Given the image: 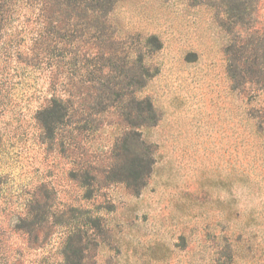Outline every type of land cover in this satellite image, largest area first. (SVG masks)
<instances>
[{
  "label": "rangeland",
  "instance_id": "rangeland-1",
  "mask_svg": "<svg viewBox=\"0 0 264 264\" xmlns=\"http://www.w3.org/2000/svg\"><path fill=\"white\" fill-rule=\"evenodd\" d=\"M219 2H117L109 21L117 37L131 42L128 56L141 59L146 70L142 94L155 115L140 130L154 148V162L139 193L110 182L85 200L67 177L68 160L37 139L33 115L48 94L47 77L10 50L12 41L25 48L23 36L35 23L13 18L6 25L3 0L0 264L70 263L63 255L66 234L86 219L94 228L86 233L96 235L87 241L82 233L88 244L81 264H223L227 243L237 248L235 264H264V80L258 65L264 59L261 49L253 51L264 37V0H255V11L235 27L236 17L228 24ZM153 35L160 47L146 44ZM231 38L250 43L243 54H252L248 64L254 65L253 79L246 74L250 81L236 87L224 52ZM113 130L106 127L94 146L110 144ZM38 183L56 193L50 233L40 239L24 233L26 227L14 229L27 226L17 218L24 215L26 190Z\"/></svg>",
  "mask_w": 264,
  "mask_h": 264
},
{
  "label": "trees",
  "instance_id": "trees-1",
  "mask_svg": "<svg viewBox=\"0 0 264 264\" xmlns=\"http://www.w3.org/2000/svg\"><path fill=\"white\" fill-rule=\"evenodd\" d=\"M118 1L6 0V25L13 18L35 23L33 32L23 36L24 40L28 37L25 48L12 41L10 50L17 61L44 71L47 77L48 94L33 115L39 130L37 139L46 145V150H53L57 156L68 160L67 177L82 189L81 196L85 200L92 196L94 189L99 190L110 182H121L134 194L139 193L154 162V148L140 130L147 127L155 115L150 98L142 94L146 70L141 59L133 60L128 56L131 42L117 37L109 21ZM254 1L220 0L219 7L224 8L228 24L236 17L231 22L235 27L245 23L255 11ZM2 2L0 0V14L5 13ZM226 29L231 31L232 27L226 26ZM232 39L225 45L224 52L228 75L236 87L250 81L246 74L253 79L254 65L248 64L252 54H243L250 43L237 44ZM146 40L147 45L152 46L157 41L160 47L156 36ZM257 49L263 51L264 59V37L254 45L253 51ZM242 58L244 66L248 67L238 66ZM258 65L263 68L264 80L263 60ZM111 125H114L111 143L94 146L98 138H102L104 129ZM29 187L22 207L24 215L17 218V222L24 221L27 226L22 223L14 229L26 227L24 233L34 232L40 239L50 233L53 222L49 221V216H52L56 193L45 183ZM66 206L68 210L74 209L72 204ZM35 208L40 210L35 211ZM92 225L86 219L83 231L82 224L70 226L63 252L65 260H70L68 264H81L88 244L83 245L82 233L87 241L94 240L95 233H86L94 229ZM225 246L230 248L229 259L223 264H235V244Z\"/></svg>",
  "mask_w": 264,
  "mask_h": 264
}]
</instances>
